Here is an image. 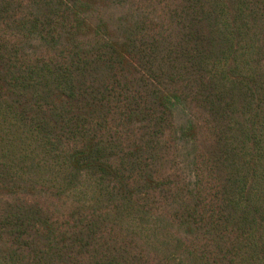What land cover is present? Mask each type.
Returning <instances> with one entry per match:
<instances>
[{
  "label": "trees",
  "instance_id": "trees-1",
  "mask_svg": "<svg viewBox=\"0 0 264 264\" xmlns=\"http://www.w3.org/2000/svg\"><path fill=\"white\" fill-rule=\"evenodd\" d=\"M0 264H264V0H0Z\"/></svg>",
  "mask_w": 264,
  "mask_h": 264
}]
</instances>
